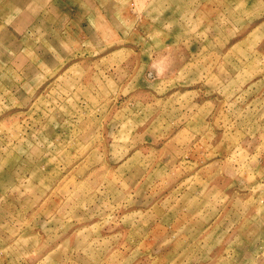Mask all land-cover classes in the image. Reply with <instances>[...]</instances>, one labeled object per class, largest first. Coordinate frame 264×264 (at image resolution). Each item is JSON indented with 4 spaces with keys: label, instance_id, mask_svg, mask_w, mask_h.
<instances>
[{
    "label": "rangeland",
    "instance_id": "1",
    "mask_svg": "<svg viewBox=\"0 0 264 264\" xmlns=\"http://www.w3.org/2000/svg\"><path fill=\"white\" fill-rule=\"evenodd\" d=\"M262 88L264 0H0V264H264Z\"/></svg>",
    "mask_w": 264,
    "mask_h": 264
},
{
    "label": "crops",
    "instance_id": "2",
    "mask_svg": "<svg viewBox=\"0 0 264 264\" xmlns=\"http://www.w3.org/2000/svg\"><path fill=\"white\" fill-rule=\"evenodd\" d=\"M210 25V24H209ZM208 25V26H209ZM207 26V27H208ZM210 27V26H209ZM216 29V27H213ZM206 43H213L214 37H209L206 36ZM230 41L224 42V43H229ZM163 68L167 69V64L163 65ZM177 70V69H176ZM261 96H258L260 100L257 97V100L255 102V110L257 112V117L256 119V125H257V131L255 132L256 134L254 135V147L255 150L252 151L250 150L249 153L250 155H254L256 157L255 159V164L258 166L257 170H254L255 172V179L253 183H248L247 181V170L246 167L242 166V160L239 159V161L236 163L235 161H231L230 157L232 153L237 149L235 146H231L226 142V138L224 137V143H223V149L227 152H224L223 157V166H224V173L223 176L227 179L226 182H223L222 184V189L224 190L222 195L228 196V201L230 205H236L238 206L237 212L239 215V220L247 219L245 207L246 206H253L251 215H253L254 219L256 222H261L264 219V208H263V203H261L260 210H257V205L261 202L262 195L264 198V89L262 88L261 91ZM244 123H241L237 128L239 133H241L243 130L246 128L244 127ZM242 129V130H240ZM246 141H243L241 144H245ZM239 149H242V154L240 156H246L248 155L247 149L239 147ZM256 154V155H255ZM236 157V156H235ZM246 161V160H245ZM214 166V165H213ZM211 165H208L206 168L213 167ZM226 168V169H225ZM212 169V168H210ZM252 172V171H251ZM253 173V172H252ZM210 176V175H208ZM210 178V177H209ZM253 187L256 188L253 189ZM260 198V199H259ZM187 201V200H186ZM187 203V202H185ZM183 206V205H182ZM227 210V208H226ZM236 210V209H235ZM230 212V209H229ZM229 215V216H228ZM227 215V212L224 211L222 213V219H227V216L230 217V213ZM212 218V217H211ZM233 219H235L233 217Z\"/></svg>",
    "mask_w": 264,
    "mask_h": 264
}]
</instances>
